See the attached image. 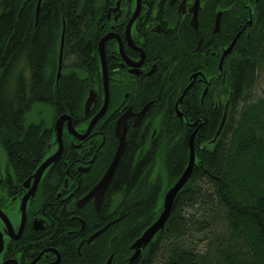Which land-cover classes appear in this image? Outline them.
I'll return each mask as SVG.
<instances>
[{
  "label": "trees",
  "instance_id": "1",
  "mask_svg": "<svg viewBox=\"0 0 264 264\" xmlns=\"http://www.w3.org/2000/svg\"><path fill=\"white\" fill-rule=\"evenodd\" d=\"M37 4L0 0V149L19 179L34 171L53 139L47 123L27 121L33 106L51 107V122L64 113L77 118L89 90L102 91L98 0H41L36 22ZM257 8L254 28L237 40L230 62L223 64L229 84L223 96L229 94L230 100L216 141L210 143L224 107L219 77L212 87L219 108L211 115L201 109L209 110L213 97L200 104L199 94L193 101L191 90L185 95L180 109L196 125L182 122L171 104V111L160 112L164 120L157 122L153 137L128 133L100 210L106 215L109 206L113 214L103 218L114 215L119 222L91 242L83 256L70 244L67 264L106 262L110 255L111 264H264V92H254L264 71V0ZM182 82L170 85L175 98ZM196 129L189 179L164 228L129 262L131 244L158 217L165 192L187 166L188 140ZM89 219L88 224L102 222Z\"/></svg>",
  "mask_w": 264,
  "mask_h": 264
},
{
  "label": "flooded vegetation",
  "instance_id": "2",
  "mask_svg": "<svg viewBox=\"0 0 264 264\" xmlns=\"http://www.w3.org/2000/svg\"><path fill=\"white\" fill-rule=\"evenodd\" d=\"M259 2L98 0L101 8L99 41L107 34H113L104 44L107 104L98 121L87 131L89 122L105 102L99 60L102 91L94 90L95 100L87 113L85 102L88 95L84 100L83 114L77 118L67 114L71 130L64 121L60 155L43 170L36 183L35 171L58 148L54 127L62 114L49 124L53 139L38 166L27 177L19 179L16 176L2 158L0 149V264H67L70 244L74 243L76 254L83 256L91 242L119 222L114 215L111 219L103 218L113 214L109 206L106 215L100 212L108 188L98 208L93 198L78 206L100 181L113 158L119 143L115 135L117 121L126 116V143L129 132L148 133L153 137L157 122L164 120L165 114L160 112L170 110L171 104L174 115L194 126L196 122H189L180 109L185 95L191 90L192 101L198 94L200 104L205 98L211 100L213 95L217 96L212 87L218 77V96L224 103L220 116L223 115L225 104L229 106L230 100L229 94L223 96L229 85L226 83L228 69L223 70V64L230 62L237 40L249 36L254 28ZM236 36L232 50L221 59ZM215 69L217 76L210 74ZM182 78L185 82L175 98L172 87L177 79ZM186 88L177 106L179 117L175 105ZM215 97L209 110L204 105L201 110L209 115L217 111ZM92 217L102 222L88 224ZM78 221L80 226L75 227L73 222ZM106 225V229L90 239ZM103 261L98 259L95 264H105Z\"/></svg>",
  "mask_w": 264,
  "mask_h": 264
},
{
  "label": "water",
  "instance_id": "3",
  "mask_svg": "<svg viewBox=\"0 0 264 264\" xmlns=\"http://www.w3.org/2000/svg\"><path fill=\"white\" fill-rule=\"evenodd\" d=\"M40 2L41 0H38V4L36 7V22H37V18H38V14H39V10H40ZM138 8V7H137ZM134 19V18H133ZM132 19V20H133ZM132 20L129 22V24L127 25V33H129V27L130 24L132 22ZM113 34H107L106 36H104L98 43V55H99V60H100V66H101V73H102V78H103V84H104V95H105V102H104V106L103 108L94 115V117L91 119V121L88 124L87 127V131L89 129H91V127L93 126V124L98 121V119L100 118V116L102 115L105 106L107 104V97H108V75H107V68H106V59H105V54H104V44L105 42L112 38ZM238 36H236L233 41L231 42V44L226 48V50L224 51L222 58L229 53L234 44L235 41L237 39ZM62 58H63V34L61 36V40H60V47H59V59H58V71H57V77H59L60 75V71H61V66H62ZM221 65V62L219 64V67ZM187 90V88L183 91L182 95L179 97L178 101L176 102V110H177V115L179 117H181V114L179 113L177 106L178 103L182 100L185 91ZM95 96L96 93L93 89H90L89 93H88V97L86 99L85 102V113H87L90 105L92 104V102L95 100ZM146 109V107H145ZM144 109V111H145ZM227 113H228V104H225V109L223 112V115L221 117V120L219 122V125L216 129V132L212 138V140H210V143H214L216 141V139L218 138L219 134L222 131L223 125L225 123L226 117H227ZM125 118L126 116L121 117L115 126V135L116 137L119 139V143L117 146V149L113 155V158L110 162V164L108 165L106 171L104 172L102 178L100 179V181L93 187V189H91L87 195L83 198V200L81 201V203L78 204V206L83 205L84 203H86L87 201H89L91 198L94 199V203H95V207L98 208L101 200L104 196V193L106 191V189L108 188L112 177L115 173V170L118 166V163L120 161V158L123 154V151L125 149L126 146V125H125ZM64 121L68 122V129L71 130V121H70V116L67 114H62L60 115L55 122V127H54V131H55V136H56V142L58 144V148L56 150V152L51 155L50 157H48L46 160H44L40 166L37 168V170L35 171L33 178L35 179V183L37 182V180L39 179L41 173L43 172V170L52 162L56 161L60 155L61 152V134H62V124ZM197 129L190 135L189 140H188V145H189V157H188V164L185 167L184 171L182 172V174L179 176V178L176 180V182H174V184L167 189V191L165 192L164 196H163V200H162V210L159 213L158 217L142 232V234L131 244L130 248L133 250L131 256L129 257V262H133L135 261L141 251L146 247V245L153 239V237L157 234V232H159L160 230H162L165 226V223L168 219V216L171 212L172 209V205L174 202V199L177 195V193L183 188V186L186 184L187 180L189 179L193 166H194V162H195V153H194V135L196 133ZM108 225H106L105 227H103L101 230L97 231L96 233H94L90 239L96 237L99 233H101L104 229L107 228ZM111 262V256L109 257V259L107 260V262L105 264H110Z\"/></svg>",
  "mask_w": 264,
  "mask_h": 264
},
{
  "label": "rangeland",
  "instance_id": "4",
  "mask_svg": "<svg viewBox=\"0 0 264 264\" xmlns=\"http://www.w3.org/2000/svg\"><path fill=\"white\" fill-rule=\"evenodd\" d=\"M256 95H261L264 92V71L259 75L257 84L254 88ZM53 118L52 108L47 105L36 104L27 116L28 122H44L48 125ZM1 151V150H0ZM2 152V151H1ZM2 158L5 160V154L2 152Z\"/></svg>",
  "mask_w": 264,
  "mask_h": 264
},
{
  "label": "bare ground",
  "instance_id": "5",
  "mask_svg": "<svg viewBox=\"0 0 264 264\" xmlns=\"http://www.w3.org/2000/svg\"><path fill=\"white\" fill-rule=\"evenodd\" d=\"M111 259H112V257H111ZM107 262V261H106ZM111 263V262H110Z\"/></svg>",
  "mask_w": 264,
  "mask_h": 264
}]
</instances>
